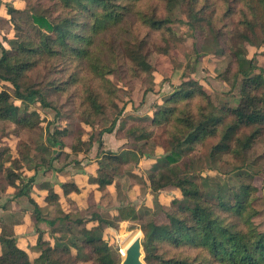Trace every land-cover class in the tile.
<instances>
[{
  "label": "trees",
  "instance_id": "1",
  "mask_svg": "<svg viewBox=\"0 0 264 264\" xmlns=\"http://www.w3.org/2000/svg\"><path fill=\"white\" fill-rule=\"evenodd\" d=\"M47 1L52 2L50 8L54 13L63 15L61 19L55 20L45 11L35 13L31 0H21L18 8L7 5L9 20L0 18V23L7 20L11 24L12 16L27 14L37 32L36 37L15 36L17 49L11 54L4 47L3 38L0 39V82L13 87V93L6 88L0 89V120L17 122L24 127L30 126L29 116L21 117V107L15 104L13 98L27 106L30 98L39 97L42 106L49 107L39 89L24 88L27 74L40 64L41 60L63 58L62 60L67 59L76 63L80 68L72 75L71 81L61 84L77 87L82 121L89 128L84 127L82 134L74 136L70 148L76 155L88 154L93 145L98 144V154L103 155L107 163L105 167L99 169L98 174L99 190L103 191L113 183L115 176L123 174L120 157L114 152L104 151L102 140L104 133L113 132L118 119L111 127L97 131L93 127V116L102 113L106 103L113 106L115 104L113 97L116 87L108 76L115 71L114 64L120 53L118 47L112 44L107 49L112 53L111 58L102 59L103 55L95 57L94 44L101 35L122 26L131 15L138 16L150 31L170 33L167 26L172 22L171 15L179 0H163L169 13L165 18H159L155 12L147 13L141 10V5L146 0ZM181 1L189 9L195 24L206 21L216 27L214 25L216 22L234 18L236 23L246 30L250 32L260 30L264 33V0H221L226 8L224 12L222 7L213 8L217 5L216 1ZM1 29L0 25V36L3 34ZM190 31L193 33V28ZM127 33H130V30H127ZM220 34L222 36L221 32ZM241 34L246 37L247 32ZM132 37L135 38V42H130L129 38L121 47L125 58L131 64V71L136 75L151 71L145 55L147 40L139 39L136 35ZM229 52L237 62V80L241 82L238 105L233 108L223 105L218 109L213 104L210 93L198 81L191 79L184 81L162 104L156 105L158 109L152 112L148 119L130 124L119 131L127 140L126 145L138 152H141L139 146L141 142L161 138L160 128H164V132L171 139L167 143L166 138L162 142H157L164 150L163 145L165 143L169 145L165 150L167 166L153 169L149 175V185L153 192L178 189L182 198L173 200L178 204V208L167 215L168 223L150 222L141 227L147 264H264V233L253 226L252 214H249L250 211L253 213L251 196L255 189L245 184L235 193L232 200L225 201L221 196L218 203H212L202 194L189 169L181 164L184 157L183 148L189 153L207 139L219 134L220 143L212 148L210 154L213 160L223 161L225 156L228 157L230 154L241 155L251 147L257 135L264 129V76L255 73L254 59H248L233 47H229ZM82 61L85 62L83 67ZM247 62L248 67L245 65ZM84 71L92 77L88 83L85 82ZM228 117L232 118V122L227 124ZM248 128L254 131L250 135L240 137L241 131ZM66 133L70 134L69 131L60 129L57 131L60 138L52 137V142L60 145L62 149L52 156L46 165L51 166L54 160L68 159L63 149L66 146L61 140ZM9 152V147L0 146V189L5 191L6 188L12 187L15 190V197L25 196L33 206V217L39 224L44 219L41 217L40 206L30 196L33 181L22 185L24 176L21 160L14 157L10 159L7 157ZM61 188L65 194L80 191L71 183L62 184ZM45 200L48 203H57L59 194L50 189ZM88 202L85 212L89 216L88 219L79 216V212L64 213L62 218L68 224L82 226L83 245L91 250L93 259L98 264H113L102 234L105 229L137 219L139 217L137 209L133 205H123L116 209L111 218H107L92 196ZM46 222L50 226L56 224V220ZM88 222L97 225L94 229H87ZM46 233L37 229L39 255L34 259L17 246L14 238H2L4 249L0 254V264H64L62 255L71 256L70 247L60 246L53 235L54 231H49V239H45ZM167 244L178 249L179 254L166 256L168 251L162 253L161 247Z\"/></svg>",
  "mask_w": 264,
  "mask_h": 264
},
{
  "label": "rangeland",
  "instance_id": "2",
  "mask_svg": "<svg viewBox=\"0 0 264 264\" xmlns=\"http://www.w3.org/2000/svg\"><path fill=\"white\" fill-rule=\"evenodd\" d=\"M13 1L9 5L14 8L17 0ZM31 1V5H34L32 10L35 13L40 14L45 11L55 20L63 17V15L54 13L53 9L50 8L52 2L47 0ZM213 1L217 2L213 8L222 7L223 12L226 11L223 1L211 0V2ZM4 4V0H0V15H5ZM141 10L147 13L155 12L159 18H165L169 14L163 0H146L141 5ZM9 18L10 16L6 14L5 19L9 20ZM7 20H2L0 23L3 33L0 39L3 38L4 47L11 54L17 49V44L14 41L15 36L36 37L37 32L32 27L27 14L12 16L13 22L11 24ZM171 20L172 22L167 26L170 33L153 32L142 24L138 16L131 15L122 26L115 27L111 32L101 35L95 42V57L103 55L102 59L111 58L112 53L108 52L107 49L112 44L118 47L120 54L119 59L114 64L115 71L108 76L116 87V93L113 97L115 104L113 106L106 103L103 112L93 116L94 129L101 131L109 128L117 119V122L121 120V128L125 126L126 122L148 119L149 115L158 109L155 107L156 105L162 104L184 81L191 79L198 81L210 93L212 102L218 109L223 105L235 107L241 97V82L237 80L238 65L229 52V47L238 49L248 59H254L255 73L264 76V33L262 31L250 32L238 25L234 18H225L224 22H216L214 24L216 27L206 21L195 24L189 9L181 0L177 2ZM214 20L216 21V18ZM191 28H193V33H190ZM127 30H130V33H127ZM242 32H247L246 37L241 34ZM132 35L139 36V39L145 38L148 43L145 48V55L152 69L149 72L140 73V75L131 71V64L121 49L127 39L130 38V42H135ZM62 59L46 58L41 60L40 64L32 69L24 80V88L39 89L49 107H43L39 97L30 98L27 106L22 101L13 98L15 104L21 107V117L29 116V127H24L13 121L0 120V146L10 148L7 157L21 160L22 175L24 176L22 185L30 181L35 182V176L41 172L38 175V189L41 187V189H47V182L44 183L47 180L42 175L43 171L47 167V161L62 149L60 145L52 142V137L59 139L60 135L57 134V131L60 129L69 131L70 134L67 135L66 133L61 137V140L66 146L63 149L70 151L74 136L82 134L84 127L89 128L82 121V108L79 106L80 99L77 96V87L61 84L71 81L72 75H75L80 67L74 62ZM84 63L82 61V67L85 65ZM245 65L248 67V62ZM84 75L86 83L92 80L88 73ZM2 88L13 93V87L8 83L0 82V89ZM126 107L128 109L125 110ZM34 112L37 114H31ZM231 122L232 118L228 117L226 123ZM253 131L251 128L243 129L240 137L250 135ZM159 133H162L161 138L142 144L146 153L153 154L154 151L156 153V145L162 146L157 142H162L165 138L167 139L166 143L171 141L167 133L164 132V128H160ZM220 140L221 134L209 138L189 153L183 148L184 157L181 164L184 168L189 169L192 174L191 177L200 186L202 194L208 197L207 199L211 200L212 203H218V198L221 196L225 198V201L232 200L241 186L251 185L255 189L251 196V209H253L254 215L251 211L249 212L253 215H251V223L258 231L264 233V129L257 135L251 147L241 155L230 154L227 155L228 157L225 156L223 161H215L210 154L212 148L220 143ZM108 143V146L114 149L120 145V142L115 143L114 140ZM166 143L163 145L165 150L169 148ZM97 149L98 147L93 152H96ZM165 150L160 154L162 156L153 166V169L167 166ZM121 156L125 159L124 154ZM65 163L66 161L61 159L54 162L53 165L60 166L65 165ZM10 166L14 168L13 165ZM38 166L41 169H38ZM76 167L72 165L67 172L77 173ZM122 170L125 171L124 168ZM126 171L130 172L128 169ZM77 177L79 175L67 176L69 180H75ZM53 179L50 178L51 182H49L52 186ZM97 182L98 179H94L91 183L96 184ZM131 183L130 179L128 181L118 177L113 195L104 194L102 196L100 204L105 208L102 212L105 217L111 218L110 210L121 204L122 201L128 203L124 192ZM143 190H145L144 187ZM177 193L180 197V193ZM150 195L152 200H147V202L154 203V206L142 201L140 217L104 230L102 236L107 242L106 249L111 254L113 264H123L127 249L135 239L140 238L143 242L144 234L141 230L143 225L150 222L168 223L167 215L178 208V204L173 201L174 196L172 194H169L170 198L165 194L163 196L158 193H150ZM0 197V208L3 207L7 210L13 207L14 204L10 196L3 194ZM14 198H19L17 202L19 204L14 206L15 209H18L17 214L20 218L17 222L22 226L21 231L31 233L33 222L29 219L25 221L23 218L26 215L29 217L28 212L33 208L26 197L17 198L14 196ZM78 204L79 206H77ZM78 204L75 202V198L71 196L44 208L43 212L48 210L47 215L56 220L55 226H44L48 231L55 232L53 235L60 246L70 247L71 256L62 255L64 264H98L93 259L91 250L83 245L82 226L75 225V223L68 224L62 218L66 211L71 210L72 212H79V216L88 219L89 216L85 213L86 208H83L79 200ZM38 225L37 227H39ZM86 225L87 229H94L97 224L88 222ZM6 227L13 231L16 227V220L13 221L12 225ZM38 229L41 230L42 228L39 227ZM161 249L162 253L168 251L166 256L179 254V250L170 244L163 245ZM142 253V260L144 264H147L143 245ZM56 257L58 258L59 255L57 254Z\"/></svg>",
  "mask_w": 264,
  "mask_h": 264
},
{
  "label": "crops",
  "instance_id": "3",
  "mask_svg": "<svg viewBox=\"0 0 264 264\" xmlns=\"http://www.w3.org/2000/svg\"><path fill=\"white\" fill-rule=\"evenodd\" d=\"M5 4H4V12L5 15H0V18H6V14H7V4L9 5L10 2H14L13 0H4ZM16 2V6L15 8H18L21 5V0H17ZM11 6V5H10ZM13 7V6H12ZM151 115H149L150 117ZM148 117V118H149ZM142 120L145 119H141V120H136L134 122H126L125 126L126 127L130 124L136 123V122H140ZM120 122L121 120H119V122H117L116 127L114 128L112 133H104L102 136V140H103V144H104V151H111L114 152L115 154H117L121 161H122V167L125 169V171L123 172V174L121 175H117L114 177V181L111 185L107 186V188L103 191L99 190V185L98 182L96 184H92L91 182L94 179H98V174H99V169L101 167H105V165L107 164L103 157V155H99L98 154V149L96 152H93L97 147L98 144L95 143L92 147V149L90 150V152L88 154H74L70 148L69 150H64L66 155H68V159L69 162L67 163V160L65 165H53L54 162L56 161H60L61 159L58 160H54L51 166L46 167V169L43 171V177L45 180L44 181L47 182V189H38L39 186V173L37 176H35V182H32V184L34 185V188H32V184L30 186V196L31 198L40 206L41 210H42V215L41 217L44 219V221L39 223V227H41L42 231L47 232L45 234V239H49V231L48 229L45 228L44 225H49L46 220H53L52 216H48L47 214L49 213L48 210H46V212H43L44 208H48L49 206H51L52 203H48L45 198L49 193L50 189H54L58 194H59V202L62 201L64 198L66 197H71L73 196V198H75V202L78 204V200L81 202V205L83 206V208H88V199L90 198V196H92L98 206L99 209L101 210V212H103V210H105L104 207H102V205L100 204L101 202V198L104 194H110L111 196L113 195V190L115 185L118 183V177H122L123 180H128L130 179L131 185L128 186V189L124 192L125 197L128 200V203H125L124 201L121 202V204H119L118 206L113 207L110 210V214L111 216L116 213V209H118L120 206L123 205H133L136 207L137 209V214L140 217L141 216V207H142V201L146 202L149 205L154 206V203H149L147 202L152 200L151 199V195L150 193H158L159 195H167L168 198H170L169 194H172L174 197L173 199H181L182 195L181 192L178 189L175 190H162L159 192H153L150 188L149 185V175L150 173L153 171V166L157 163L158 159L160 158V154H162L164 152V149L162 146H157V151L153 154H149L146 153V151H144V145H142L143 143L147 144L152 140H146L143 141L139 144L140 148H141V152L135 151L133 149H130L126 143L127 140L121 136L119 134V131L122 130L120 127ZM112 140H114L115 143L120 142V145L117 146L116 149L114 148H110L109 145V141L111 142ZM162 150H161V149ZM155 149V146H154ZM131 152V153H129ZM160 152V153H159ZM122 154L125 155V159H123V157L121 156ZM160 160V159H159ZM62 163V162H61ZM72 165L77 166V173H73V172H67L68 168L72 167ZM82 166V167H80ZM41 169V168H38ZM130 170V172H127L126 170ZM148 171V172H146ZM126 173V174H124ZM68 175H79V177H77L75 180H69L67 178ZM65 179H64V178ZM51 179H53V186L49 183L51 182ZM65 183H71L76 185L79 188V193L76 192H70L65 194L61 188L62 184ZM141 184V185H140ZM143 187L145 190H143ZM122 189V188H121ZM15 190L12 187H8L6 188L5 191L0 189V196H2L3 194H6L8 196L11 197V201H13L12 203L14 205H18V199H15ZM180 193V197L179 194ZM164 196V195H163ZM25 197V196H22ZM1 198V197H0ZM166 198V197H165ZM1 200V199H0ZM28 200V199H27ZM17 203V204H16ZM2 205V204H1ZM13 205V207H11V209H3V207L0 208V254L3 251V244L1 243V239L2 238H14L16 240L17 246L23 250H25L26 252H28V254L30 255L31 259H34L36 257H38L39 255V250L37 248V229L39 227H37L36 220L33 217V209L29 210V217H27V215L25 216V221H27L29 219V221H32V232H26V231H21V227L20 223L17 222V220H19V216H18V209H15L16 207ZM32 206V205H31ZM79 206V204L77 205ZM33 208V206H32ZM68 212H72L71 210L66 211L65 213ZM16 220V227L13 229H8L6 226H10L13 224V221ZM28 221V222H29ZM129 221H125L122 223H127ZM31 234V235H30ZM30 235V236H29Z\"/></svg>",
  "mask_w": 264,
  "mask_h": 264
},
{
  "label": "water",
  "instance_id": "4",
  "mask_svg": "<svg viewBox=\"0 0 264 264\" xmlns=\"http://www.w3.org/2000/svg\"><path fill=\"white\" fill-rule=\"evenodd\" d=\"M142 255V242L140 238H137L127 249L123 264H144Z\"/></svg>",
  "mask_w": 264,
  "mask_h": 264
}]
</instances>
